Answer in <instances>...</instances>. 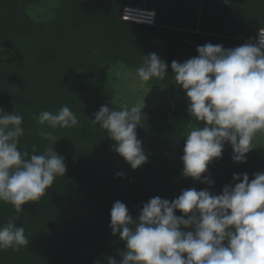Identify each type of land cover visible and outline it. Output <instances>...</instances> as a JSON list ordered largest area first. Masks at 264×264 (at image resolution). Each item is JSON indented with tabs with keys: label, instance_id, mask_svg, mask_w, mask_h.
Returning <instances> with one entry per match:
<instances>
[{
	"label": "trees",
	"instance_id": "obj_1",
	"mask_svg": "<svg viewBox=\"0 0 264 264\" xmlns=\"http://www.w3.org/2000/svg\"><path fill=\"white\" fill-rule=\"evenodd\" d=\"M145 6L156 13L155 25L124 21L125 7ZM50 8L48 18L34 16ZM264 29V0H0V109L23 117L24 135L18 148L43 154L52 141L37 135L51 131L60 139L54 151L67 165L46 195L22 206L0 202V227L14 221L29 239L21 251H0V264H106L125 251L110 228L115 202L124 203L137 219L143 205L159 196L170 202L183 190L208 188L221 194L233 184L234 174L249 180L264 172V150L254 148L246 162L234 163L231 146L208 166L212 187L182 176L184 145L192 127L202 122L190 117L185 92L178 88L172 61L183 63L198 55L197 47L221 44L225 49L256 42ZM156 53L169 67L160 87L169 102L143 109L136 129L148 161L133 170L113 150L106 130L93 125L101 106L120 110L109 77L115 70H133L143 57ZM68 106L79 123L55 130L38 123L42 111ZM130 108V107H129ZM117 173H123L118 177ZM177 216L182 213L177 212Z\"/></svg>",
	"mask_w": 264,
	"mask_h": 264
},
{
	"label": "clouds",
	"instance_id": "obj_2",
	"mask_svg": "<svg viewBox=\"0 0 264 264\" xmlns=\"http://www.w3.org/2000/svg\"><path fill=\"white\" fill-rule=\"evenodd\" d=\"M197 53L170 65L177 87L186 94L190 117L202 122L187 134L182 176L212 187L205 174L209 164L222 157L225 145L231 146L234 163H244L253 139L264 133V39L230 49L206 43L197 47ZM168 67L156 53H149L136 69V78L141 84L162 81ZM144 107L101 106L91 120L107 131L113 150L133 170L148 161L136 133L145 119ZM22 122L15 111L0 109V202L12 205L17 213L23 212V205L40 201L67 170L64 157L54 151L60 139L51 131L37 132L53 142L43 154H36L35 146L30 156L18 148ZM38 123L55 130L75 127L79 120L62 106L55 113L40 112ZM18 219L0 227V251L28 247L24 227L14 223ZM110 221L111 233L119 235L125 251L119 261L109 257L106 264H264V172L251 181L246 173L234 174L233 184L221 194L191 188L171 202L151 198L135 220L117 201Z\"/></svg>",
	"mask_w": 264,
	"mask_h": 264
},
{
	"label": "rangeland",
	"instance_id": "obj_3",
	"mask_svg": "<svg viewBox=\"0 0 264 264\" xmlns=\"http://www.w3.org/2000/svg\"><path fill=\"white\" fill-rule=\"evenodd\" d=\"M144 10L153 11L145 6H137ZM50 8L45 9L44 7H39L35 10L34 16L42 15L44 18H48ZM36 14V15H35ZM1 56L9 57L11 55L10 51L1 50ZM110 85L116 91L117 100L124 106L131 107L136 104L146 108H155L161 103L169 102V94L160 87H150L147 82L141 84L136 78V73L133 70H122L118 69L110 73L109 77ZM252 146L254 148H261L264 150V133H257L253 139Z\"/></svg>",
	"mask_w": 264,
	"mask_h": 264
},
{
	"label": "built area",
	"instance_id": "obj_4",
	"mask_svg": "<svg viewBox=\"0 0 264 264\" xmlns=\"http://www.w3.org/2000/svg\"><path fill=\"white\" fill-rule=\"evenodd\" d=\"M122 19L128 22L144 23L153 26L156 21V13L137 7H125L122 11ZM258 38L264 39V29L259 31L257 40Z\"/></svg>",
	"mask_w": 264,
	"mask_h": 264
}]
</instances>
